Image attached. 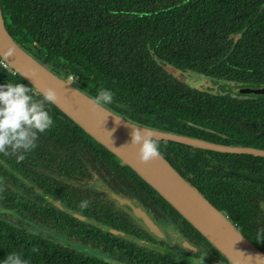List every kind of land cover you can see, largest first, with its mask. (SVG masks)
I'll list each match as a JSON object with an SVG mask.
<instances>
[{"label": "trees", "instance_id": "obj_1", "mask_svg": "<svg viewBox=\"0 0 264 264\" xmlns=\"http://www.w3.org/2000/svg\"><path fill=\"white\" fill-rule=\"evenodd\" d=\"M1 4L5 27L18 46L57 77L81 83L80 90L88 97L101 87L110 89L114 95L109 107L130 123L212 143L223 134L229 146L264 150V95L237 100L186 89L151 54L180 70L239 79L251 87L264 84V0H1ZM259 5L262 11L254 17ZM246 12L251 15L241 32L244 40L217 62L216 53L226 51L212 38L239 31L237 22ZM9 80L33 91L18 74L0 66V82ZM48 107L53 124L38 134L36 147L22 155L28 161L26 155L31 154L47 173L22 167L19 153H0V258L14 251L29 264H191L96 225L165 246L113 203L76 183L86 168L69 165L83 164L78 154L89 147L85 143L93 147L91 153L119 161L56 106ZM157 142L170 166L264 253V167H234L261 163L264 157ZM101 168L110 172L113 189H121L116 181L123 179L145 205L154 209L158 203L202 253L189 256L205 264H232L130 167ZM26 225L46 227L102 256Z\"/></svg>", "mask_w": 264, "mask_h": 264}, {"label": "water", "instance_id": "obj_2", "mask_svg": "<svg viewBox=\"0 0 264 264\" xmlns=\"http://www.w3.org/2000/svg\"><path fill=\"white\" fill-rule=\"evenodd\" d=\"M151 54L153 52L151 51ZM155 57V56H154ZM0 59L7 66L24 79L37 93H41L46 88H52L56 91L58 99L56 106L62 113L76 123L84 132H86L95 141L104 146L113 153L120 161L130 167L139 177L151 186L159 195H161L180 215L186 219L201 235L210 242L228 261L232 264H264V253L249 242L222 212L212 206L195 188L186 182L160 155L159 157L141 162L137 157L135 147L130 148L125 140L117 139L112 135L114 126L122 130H131V127L122 117L117 120L112 114H106L101 109H95L89 102L88 96L81 91L77 92L70 81L57 77L39 62L27 54L13 40L5 27V20L2 13V4L0 0ZM158 64H162V69L184 84L189 83V77L196 75V79L202 80L204 74L197 72H182L169 63H162L155 57ZM189 76V77H187ZM223 83L231 85L229 81ZM248 93L254 95H264V86L250 88ZM241 92V91H240ZM118 116V115H117ZM136 125V124H134ZM138 127H142L136 125ZM154 139L168 140L173 142L190 145L202 149L212 150L221 153L233 154H251L264 157L263 149L252 147L229 146L217 143L207 142L201 139H195L188 136L178 135L170 132L152 129ZM112 200L120 205H127L134 215L139 219L148 232L159 240H165V235L161 227L147 213L142 206H137L131 201L123 198L120 194L105 189ZM105 230L116 235L122 236L139 244L154 248L155 250L169 255L173 258L186 261L191 264H205L197 259L188 257L185 254L175 253L167 248L151 245L132 236L115 231L108 227L96 224ZM180 246L190 252H196L193 244L185 239H179ZM113 264H124L112 262Z\"/></svg>", "mask_w": 264, "mask_h": 264}, {"label": "flooded vegetation", "instance_id": "obj_3", "mask_svg": "<svg viewBox=\"0 0 264 264\" xmlns=\"http://www.w3.org/2000/svg\"><path fill=\"white\" fill-rule=\"evenodd\" d=\"M262 7L263 5H259L257 12L254 14V17H257L258 14L262 11ZM234 10L231 11V13ZM234 14V13H232ZM250 12H246L242 17V21L241 22H237V25L240 26V30L237 32H233V33H228L225 36H215L212 39H216L217 42L220 43L221 46V50L225 49V53L223 55L218 56L219 54H221L220 52H217V62L223 61L224 57H226L228 55V53L239 43H241V41H243V37L241 35V32L244 30L245 26H247V22L249 21V17H250ZM230 16H235V15H231ZM211 39V40H212ZM251 40H261V37H251ZM216 42V43H217ZM158 58L162 63L166 62L165 60L160 59L159 57H157L155 54L152 55V58L154 60V62L156 64H158L155 60V57ZM168 63V62H166ZM170 64V63H169ZM158 66L162 69V64H158ZM3 69V68H2ZM4 70V69H3ZM163 70V69H162ZM5 71V70H4ZM182 72H188L189 70H181ZM8 73H15V72H9ZM191 72V71H189ZM198 74H204L201 72H197ZM196 75H191L189 77V83L188 84H183V86L186 89H193L196 90L198 92H202L205 94H209L212 96H223V97H230L232 99H237V100H245V99H249V98H255L254 94L248 93L247 90H249L250 88H258V87H262L264 86V84L259 83V85L251 87L248 86L246 84V82L241 81L239 79H227V78H217L215 76H208L207 74H204L205 78L202 80H199L200 78H198V80L195 77ZM73 83L75 84L76 88L79 87L78 89H80V87L82 85H78L79 82H75V80L72 78ZM223 81H229L232 84V88L231 85L223 83ZM73 84V85H74ZM33 89V88H32ZM82 93L83 91L80 90ZM241 91V92H240ZM33 93H37L34 91H32ZM85 94V93H83ZM113 112V111H112ZM127 120V119H126ZM128 121V120H127ZM129 122V121H128ZM259 126V125H258ZM263 127V126H259ZM157 130V129H156ZM228 139L225 135L223 134H219L218 138L216 139L218 141L217 144H223V145H227L225 144L224 140ZM157 141H163V140H157ZM97 142V141H96ZM220 142V143H219ZM212 143V142H211ZM86 145H88V148H85V152L82 155L81 153H79L78 155H80V158L83 161V164H78V165H69V167H85L86 168V173L85 175L81 176V179L78 180L76 183L81 185L83 188H87L92 190L95 194H97L101 199H104L107 202L113 203L116 207H118L121 211L125 212L126 214H128L129 216H131L136 223L139 225V227H141L144 231H146L147 234H149L152 238L156 239L155 237H153L148 230L142 225V223L139 221V219H137V217L134 215V213L132 212V210L129 208V206L127 205H120L118 204L117 201H114L111 199L109 193H107L105 191V189H110L113 192H116L117 194H121L123 196V198L131 201L133 204L137 205V206H142L143 208L146 209L147 213H149L152 218L157 222V224L159 225V227H161L163 234L165 235V240H159L156 239L157 241H163L165 243V246H160V245H154V246H159V247H163V248H167L175 253L178 254H185L188 257L194 258L192 256H189V254H195V255H201L202 253L200 252V249H198V247H196L189 239H187L183 233H182V229L178 228L170 219L169 217L166 215V212L162 209V207L157 203L156 207H153L154 209L148 207L147 205H145L144 201H142L137 194L134 192V190H130L128 188V186H125V182L124 180H117V184H119L121 186V189H113V180L112 177L110 176V172L109 171H104L101 167H125L127 165L123 164L120 159H118V163H113L112 159L109 158L107 155L105 154H101V155H97V154H93L91 153L92 151H90V149H92L93 147H91L89 143H85ZM29 157V160H25L21 158V162L24 164L22 167H29V169H31V172H39L42 171L43 173H47L46 169L42 168L45 165L43 163H41L40 161H36L33 159V156L31 154L26 155ZM47 158V156L45 157ZM39 160V159H37ZM219 167H232L229 165H220ZM234 167H264V162L261 163H245L243 165H235ZM108 170V169H107ZM32 184L34 183L33 179H30ZM32 189H34L33 185L30 186ZM38 194H40L41 192L38 190H35ZM46 198V197H45ZM155 206V205H154ZM264 208V207H263ZM11 215H14V213H12V211H10ZM100 225V224H99ZM106 227V226H104ZM135 238V237H134ZM138 239V238H137ZM179 239H185L187 241H189L191 244H193L194 248L196 249V252H190L187 249L183 248L180 246L179 243ZM140 240V239H139ZM143 241V240H142ZM172 248V249H171ZM197 259V258H194ZM199 260V259H197ZM200 261V260H199Z\"/></svg>", "mask_w": 264, "mask_h": 264}, {"label": "clouds", "instance_id": "obj_4", "mask_svg": "<svg viewBox=\"0 0 264 264\" xmlns=\"http://www.w3.org/2000/svg\"><path fill=\"white\" fill-rule=\"evenodd\" d=\"M113 95L110 89L101 87L88 99L95 109L112 114L119 120L120 116L109 107L113 103ZM57 99V93L52 88L44 89L37 96L22 82H0V153H19L22 158L23 153L35 148L38 134L53 124L48 106ZM126 123L132 129L127 144L136 148L138 159L147 162L159 157L160 146L154 139V131L147 126ZM260 238L258 234L257 239ZM0 264H29V261L21 253L12 251L0 258Z\"/></svg>", "mask_w": 264, "mask_h": 264}, {"label": "rangeland", "instance_id": "obj_5", "mask_svg": "<svg viewBox=\"0 0 264 264\" xmlns=\"http://www.w3.org/2000/svg\"><path fill=\"white\" fill-rule=\"evenodd\" d=\"M71 79H69V77L66 79L68 81H70V83L73 85V81H72V77H70ZM65 80V79H64ZM80 83H78L79 85ZM81 85V84H80ZM263 207H264V204H263ZM26 227L29 229V230H32V231H35V232H38V233H41L42 235L44 236H52L55 240L57 241H60V242H63L64 244H67V245H70L72 246L73 248L77 249V250H80V251H83V252H86L88 254H91V255H95L97 257H100L102 256V254L100 253L99 250L97 249H94V248H91L89 245H85V244H81L79 242H76L74 240H71L70 238L68 237H65V236H62V235H59L57 233H53L50 229L46 228V227H38L36 225L34 226H30V225H26Z\"/></svg>", "mask_w": 264, "mask_h": 264}, {"label": "bare ground", "instance_id": "obj_6", "mask_svg": "<svg viewBox=\"0 0 264 264\" xmlns=\"http://www.w3.org/2000/svg\"><path fill=\"white\" fill-rule=\"evenodd\" d=\"M131 130H126L123 128L121 130L118 127L114 126L112 129V135H114L117 139L125 140L128 143L130 139L129 133L131 132ZM120 142H123V144L127 145V143H125L124 141H120ZM128 147L133 148V146L129 144Z\"/></svg>", "mask_w": 264, "mask_h": 264}, {"label": "built area", "instance_id": "obj_7", "mask_svg": "<svg viewBox=\"0 0 264 264\" xmlns=\"http://www.w3.org/2000/svg\"><path fill=\"white\" fill-rule=\"evenodd\" d=\"M0 66H1L4 70H7V71H9V72H13L12 70H10V68L7 66V64H6L4 61H2V60H0Z\"/></svg>", "mask_w": 264, "mask_h": 264}]
</instances>
